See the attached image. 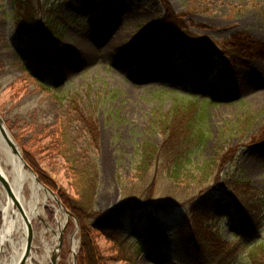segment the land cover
<instances>
[{"label":"rangeland","instance_id":"1","mask_svg":"<svg viewBox=\"0 0 264 264\" xmlns=\"http://www.w3.org/2000/svg\"><path fill=\"white\" fill-rule=\"evenodd\" d=\"M167 1L193 35L185 42L160 33L159 0H0V115L55 206L57 198L69 210L67 200L77 197L61 152L63 136L87 137L78 134L73 106L92 116L95 216L63 228L58 264H74L73 236L76 264H202L184 251L196 236L234 241L251 229L249 237L264 241V0ZM189 103L206 138L193 159L209 163L210 175L178 181L167 165L144 170L141 146L162 147L157 125ZM24 192L31 195L28 186ZM211 196L212 213L198 223L195 208ZM162 208L169 210L168 224H159L167 248L139 253L135 238L153 237L150 215ZM133 210L117 232L96 226L102 215ZM44 212L56 228V210ZM32 226L30 256L45 224ZM86 233L93 250L83 257ZM247 260L242 253L234 264Z\"/></svg>","mask_w":264,"mask_h":264},{"label":"trees","instance_id":"2","mask_svg":"<svg viewBox=\"0 0 264 264\" xmlns=\"http://www.w3.org/2000/svg\"><path fill=\"white\" fill-rule=\"evenodd\" d=\"M16 3L18 4L17 0ZM159 3V11L162 9L160 12L163 15L162 25L160 28L161 34L166 31L173 32L175 37H177V40H182V42H185L186 39L193 36L186 33L183 16H177L172 11V8L167 0H159ZM22 7L20 8L21 12L24 11V8ZM33 16L34 14L31 12L30 18ZM28 17L29 15L26 18ZM231 46L233 45L231 44ZM234 49L235 48L233 46L232 57H235ZM231 51L224 53L229 54ZM216 54L218 55L220 53ZM225 61L228 62L229 60ZM75 106L77 105H74L73 109L75 111L76 120L79 124L78 134H80V136L86 135L87 137H85L82 142H79L78 140H73V142L63 136L61 152L65 157L64 160L69 165L68 170L73 176L72 185L75 195L77 196L76 198L70 197L67 200V205L69 210L79 219L80 222H82L87 217L95 216L93 214V205L98 183V166L95 158L92 156V153L97 147V140L95 138L93 125L90 124L92 116H87V114H84V110H82L81 107L77 106L74 108ZM195 107L194 103H189L184 109H175L172 114H169V116L164 118V120L157 125L160 126L163 131L165 142L163 146L159 148L150 143L141 146L140 156L143 163L141 167H143L144 170L150 169L153 166H156L155 168L158 169L161 165H167L168 177H172L173 179L177 178L178 181L198 177L207 178L210 175L209 169L211 165H209V163L205 166H200V164H197V162L193 159L200 145L206 139L203 130L200 126H198L196 120L197 118L194 117L195 112L197 113V107ZM192 110L195 112H192ZM187 112H189L192 116L190 118L187 117L186 119L184 118V114ZM203 167L207 168V170H203ZM185 169L187 171L183 174V170ZM196 173H199V176L196 175ZM214 199H216V197L211 196L210 200L205 203L206 205H204L203 210L198 207L195 208L194 218L198 223L209 219L210 213H212L211 208ZM232 199L239 207L241 203L236 196H232ZM234 207L236 208L235 205ZM232 209L237 212L234 208ZM239 209H241V207H239ZM140 211L144 213L143 210ZM168 211L169 210H164L162 208L156 212H152L150 215V227L153 232V237H151V235L149 238H135V246L139 250V253L145 247H148V249H152V247L161 249L162 246L167 248L166 239L160 236L161 233L164 232L165 225L161 228L159 227V224H161L164 219L168 224ZM136 212V210L128 213L112 211L96 218V226L101 227L103 230L107 229L111 232H117L119 230L115 227V225L122 223L121 220L123 219V216L126 217L129 215L135 217ZM140 213L141 212H139V214ZM240 217H242V220L246 219V216H243L241 210ZM160 218L163 220H160ZM251 231V229H248V232H244V234L241 232L235 234L237 240L234 241H229L222 236H212L208 239L204 238L205 241L202 242L197 241L196 237L198 236H196L194 239L195 242L186 244L184 251L189 257L194 258L198 263L202 264H234L242 253H246L249 264H264V241L262 239L258 240L255 236L249 237L248 234ZM89 240L88 233H86L85 241L83 242L81 249V255H83V257L86 253H92L93 247Z\"/></svg>","mask_w":264,"mask_h":264},{"label":"bare ground","instance_id":"3","mask_svg":"<svg viewBox=\"0 0 264 264\" xmlns=\"http://www.w3.org/2000/svg\"><path fill=\"white\" fill-rule=\"evenodd\" d=\"M10 142L5 138L0 129V170L6 176L11 185L16 187V194L25 213L32 222L41 219L45 226L39 234V241L34 248L27 264H52L54 256L59 254V237L64 226L68 223L67 215L59 206H55L50 200L51 195L35 183L34 177L25 167L22 160V151L12 134L6 129ZM24 186H28L31 195L27 196ZM6 196L0 186V211L4 210ZM45 207H53L56 210V228L50 225L45 212ZM47 236H51V240ZM27 243V226L23 216L17 211L9 209L5 217V225L0 227V264H18ZM72 253L78 251V240L75 236L71 239ZM59 257L57 264L59 263Z\"/></svg>","mask_w":264,"mask_h":264},{"label":"water","instance_id":"4","mask_svg":"<svg viewBox=\"0 0 264 264\" xmlns=\"http://www.w3.org/2000/svg\"><path fill=\"white\" fill-rule=\"evenodd\" d=\"M0 129H1V132L3 133V135L5 136V138H7V140L10 142V145L14 148L13 143L9 140V138L7 136L5 122H4L3 118L1 117V115H0ZM26 167L30 170L29 166H26ZM37 183H39V181H37ZM0 185L4 189L5 196H6V205L4 207V210L0 211V213L2 214L1 227H3V225H5V217H6V213L9 211V209H11L13 211L17 210L23 216L24 222L27 226V243H26V248H25L22 256L20 257L18 264H27L29 261V258H30L31 249L33 248V226H32V222L29 220L27 214L25 213L23 205L21 204L20 200L17 197V194H16L17 190L15 189L16 187H14L13 185H11L9 183L6 176L3 174V172L1 170H0ZM55 201H56L57 206L62 208L64 210L65 214L67 215L68 223L71 219H74L75 222L77 223V226L79 227V221H78L77 217L75 215H73L67 208H65L59 199L55 198ZM68 223L64 227H66L68 225ZM62 243H63V237L61 234L59 237V248L60 249H61ZM76 254L77 253L73 254L74 255L73 256L74 264H76V262H77V255ZM58 257H59V254L53 257L52 264H57Z\"/></svg>","mask_w":264,"mask_h":264},{"label":"snow or ice","instance_id":"5","mask_svg":"<svg viewBox=\"0 0 264 264\" xmlns=\"http://www.w3.org/2000/svg\"><path fill=\"white\" fill-rule=\"evenodd\" d=\"M212 193L210 192V193H208V195H211Z\"/></svg>","mask_w":264,"mask_h":264}]
</instances>
